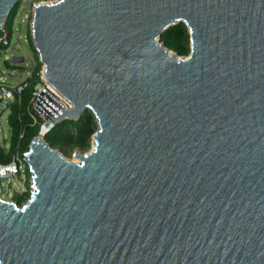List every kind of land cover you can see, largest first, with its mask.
I'll return each mask as SVG.
<instances>
[{"label": "water", "instance_id": "obj_1", "mask_svg": "<svg viewBox=\"0 0 264 264\" xmlns=\"http://www.w3.org/2000/svg\"><path fill=\"white\" fill-rule=\"evenodd\" d=\"M180 22L187 57L161 41ZM31 32L74 106L34 111L98 128L80 162L32 140L26 203L0 182V264H264V0L40 2Z\"/></svg>", "mask_w": 264, "mask_h": 264}, {"label": "trees", "instance_id": "obj_2", "mask_svg": "<svg viewBox=\"0 0 264 264\" xmlns=\"http://www.w3.org/2000/svg\"><path fill=\"white\" fill-rule=\"evenodd\" d=\"M19 7L20 2L18 1L8 16L7 22L9 21L10 25H12L17 15ZM161 40L166 43L170 50H174L180 56L189 55L191 52L190 33L184 22H180L165 30L161 35ZM41 70L42 63L35 67L29 80L28 87H26L21 96L8 107L10 109L8 122L11 131V141L7 154L5 153L6 140L5 143L0 141V159L2 162H10L13 155L19 151L21 147H24V151H27L30 143L39 133V126L34 125L30 117L29 107L32 92L40 78L39 73ZM97 128L98 124L96 117L90 110H85L79 120L66 119L59 122L54 129L45 136V139L51 147L58 148L64 153L77 147L86 150L90 148L93 134L96 132ZM29 197L30 190L27 189L23 193L16 194L14 196V201L22 205Z\"/></svg>", "mask_w": 264, "mask_h": 264}, {"label": "rangeland", "instance_id": "obj_3", "mask_svg": "<svg viewBox=\"0 0 264 264\" xmlns=\"http://www.w3.org/2000/svg\"><path fill=\"white\" fill-rule=\"evenodd\" d=\"M53 1L55 0H19L20 7L12 25H10L9 21L7 22L8 24L6 23V27L9 31L10 44L8 46H3L0 48V77L1 80H3L5 83L13 86L23 83L25 81H29L35 67L41 63L39 53L36 50L32 39L31 32V24L34 16V7L40 2ZM171 51L175 52L174 50ZM21 55L25 56V61L21 65H16L11 61L12 56ZM187 56L188 55H185V57ZM17 99L18 95L15 94L13 102ZM9 114V108L0 111V141L5 143L6 140V145L10 144L11 141V131L8 122ZM92 142L93 137L90 148L86 150L77 147L75 149L69 150L67 153H62L72 161L78 160L77 158H75L74 153L76 151H79L83 154L89 152L93 148ZM8 151L9 149L6 148L5 153L7 154ZM18 152L20 156L23 157L25 153L24 147H21ZM23 166L24 171L22 173L14 175L10 178H3L0 180V182L2 183L1 197L3 199L14 201V196L16 194L23 193L27 189L30 190L31 196L33 190L32 173L30 171V167L27 161L23 162ZM27 201H25V203Z\"/></svg>", "mask_w": 264, "mask_h": 264}, {"label": "built area", "instance_id": "obj_4", "mask_svg": "<svg viewBox=\"0 0 264 264\" xmlns=\"http://www.w3.org/2000/svg\"><path fill=\"white\" fill-rule=\"evenodd\" d=\"M9 44H10L9 31L6 27V23L1 24L0 47L8 46ZM39 77L40 78L32 92L29 114L30 117L32 118L33 124L39 126V133L36 137L39 136L45 138V136L54 129V127L58 124V122L53 124L52 122L46 119L43 113H38L34 111L36 106L35 101L38 97V94L45 88L54 97H56L62 104H64L68 110L73 109L74 106L73 103L67 97H65L56 87H54L48 81L43 65H42V70L39 73ZM28 85H29V81H25L18 85L12 86L0 79V108L3 103H8L10 106V104L13 102V98L15 97V94L18 95V97H20L22 92L26 87H28ZM6 148L9 149L10 144H7ZM24 161H27L26 154L24 153V156L21 157L18 151L13 155L12 160L8 163L2 162L0 159V180L3 178H10L14 175L22 173L24 171L23 169Z\"/></svg>", "mask_w": 264, "mask_h": 264}, {"label": "bare ground", "instance_id": "obj_5", "mask_svg": "<svg viewBox=\"0 0 264 264\" xmlns=\"http://www.w3.org/2000/svg\"><path fill=\"white\" fill-rule=\"evenodd\" d=\"M75 158H77V157H75ZM78 160H79V162H80V159L79 158H77ZM78 160H75L74 162H78Z\"/></svg>", "mask_w": 264, "mask_h": 264}]
</instances>
